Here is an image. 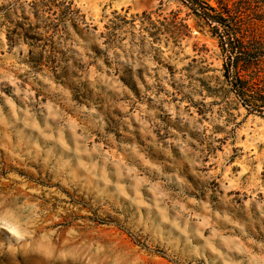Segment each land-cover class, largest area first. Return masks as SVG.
Segmentation results:
<instances>
[{
	"label": "rangeland",
	"instance_id": "374dc122",
	"mask_svg": "<svg viewBox=\"0 0 264 264\" xmlns=\"http://www.w3.org/2000/svg\"><path fill=\"white\" fill-rule=\"evenodd\" d=\"M213 27L180 0H0V264H264V117Z\"/></svg>",
	"mask_w": 264,
	"mask_h": 264
},
{
	"label": "trees",
	"instance_id": "16d2710c",
	"mask_svg": "<svg viewBox=\"0 0 264 264\" xmlns=\"http://www.w3.org/2000/svg\"><path fill=\"white\" fill-rule=\"evenodd\" d=\"M180 1L189 7L196 16L214 25L213 28L217 31L222 28L224 32V46L227 47V58L224 62V69L226 75L228 74L227 77L230 79L234 93L249 113H256L264 117V39L262 38L264 31L262 30V26L238 24L235 20L236 16L229 15L228 2L224 3V0H221L220 3L222 5L221 11H217V9L209 5L204 7L199 0ZM248 3L247 0L243 1V4ZM224 10L227 14L226 17H224ZM246 10L239 11L238 8L235 12L237 14H234L241 15ZM250 29L251 32H249ZM244 33L258 36L256 37L258 39L257 42L252 47H244L241 40H239L241 39L240 37L245 35ZM234 40L239 42L238 45L234 44ZM249 70L254 75L249 80L243 81L239 74ZM250 83L255 84L257 88L250 87Z\"/></svg>",
	"mask_w": 264,
	"mask_h": 264
}]
</instances>
